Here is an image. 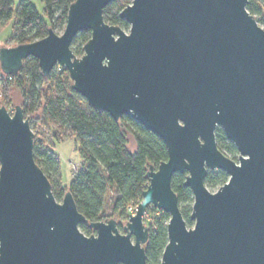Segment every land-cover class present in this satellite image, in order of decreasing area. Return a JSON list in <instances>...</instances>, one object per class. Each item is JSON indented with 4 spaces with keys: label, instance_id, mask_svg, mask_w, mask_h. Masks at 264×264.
Listing matches in <instances>:
<instances>
[{
    "label": "water",
    "instance_id": "obj_1",
    "mask_svg": "<svg viewBox=\"0 0 264 264\" xmlns=\"http://www.w3.org/2000/svg\"><path fill=\"white\" fill-rule=\"evenodd\" d=\"M117 1L76 0L62 34L1 47L0 68L17 75L30 57L43 76L62 66L90 107L133 118L165 142L168 160L149 167L121 233L114 218L90 222L70 191L56 200L24 108L0 106V264H147L150 208L170 216L161 264H264V29L249 0H126L127 31L104 19ZM218 129L237 161L218 148ZM216 171L229 178L213 193L205 180ZM178 173L193 193L192 227L172 188Z\"/></svg>",
    "mask_w": 264,
    "mask_h": 264
},
{
    "label": "trees",
    "instance_id": "obj_2",
    "mask_svg": "<svg viewBox=\"0 0 264 264\" xmlns=\"http://www.w3.org/2000/svg\"><path fill=\"white\" fill-rule=\"evenodd\" d=\"M45 5L46 21L38 13L31 0H21L15 7L14 0H0V31L13 22L8 42L14 46L39 41L48 35L50 28L64 31L70 6L76 0H42ZM130 1H117L104 10L105 21L124 30L129 24L120 18V12ZM247 9L255 18L264 14V0H249ZM91 32L79 33L73 41L72 51L77 57L84 54L83 47L90 40ZM8 81L0 68V83L3 100L8 103L10 87L15 85L21 91L25 118L35 117L40 125L35 136L34 158L52 184L57 201H62L71 192L78 210L90 222L108 221L117 218L123 223L127 209L132 203L142 201L143 192L149 185L147 173L152 165L158 167L168 160L165 142L146 130L130 116L116 121L105 111L89 106L85 98L73 88L65 68H56L43 76L39 61L30 57L24 61L19 74ZM7 108V105H2ZM41 110L39 116L38 111ZM127 134L134 138L136 149L131 151ZM51 139V143L47 138ZM218 148L232 160H237L238 151L221 129L216 131ZM74 140L82 163L67 185L63 180L59 155L54 151L57 144ZM187 174H175L172 188L179 198L182 215L188 227L193 226L190 216L194 204L193 193L184 183ZM228 181L223 171L209 172L205 185L208 189L222 187ZM113 190L109 213L106 198ZM145 218L150 228L149 240L145 246L147 264H161L164 249L168 243L167 225L169 214L150 208ZM80 229L87 236L94 234L88 225ZM119 230L124 233L123 226Z\"/></svg>",
    "mask_w": 264,
    "mask_h": 264
},
{
    "label": "rangeland",
    "instance_id": "obj_3",
    "mask_svg": "<svg viewBox=\"0 0 264 264\" xmlns=\"http://www.w3.org/2000/svg\"><path fill=\"white\" fill-rule=\"evenodd\" d=\"M21 0H14V5L17 7L19 5ZM32 4L35 6L37 9L38 13L40 16H42L46 21H48V18L45 14V5L42 0H31ZM258 21L259 25L264 29V14L262 16H258L256 18ZM13 22L8 23L1 31H0V48L3 46H9L13 47L14 43L8 42V38L10 36V33L12 31V26ZM49 22V21H48ZM127 31V30H126ZM58 34H62L63 31L59 30L56 31ZM9 81V79H7ZM0 83V106L2 105H7L8 110L13 114L15 111V107L17 105H23V102L21 100V91L15 86L12 85L10 87V91L8 94V103L3 100V95L1 93V85ZM38 114L40 116L41 110L38 111ZM36 117V116H35ZM35 117L33 118L32 116L30 117L31 119V128L35 132V134H39L40 130V125L35 121ZM39 137H44V135H38ZM47 137V136H45ZM44 137V138H45ZM48 142L51 143V139L47 138ZM127 140H128V145L130 146V149L132 151L135 150V142L134 138L132 135L127 134ZM54 151L59 155L60 158V163H61V170H62V175H63V180L66 181L67 179H71L74 176V173L76 172L74 170V167L76 170L80 167V163L82 161L81 156L79 155L78 152V145L74 140H68L62 144H57L54 147ZM215 173V172H213ZM229 178V177H228ZM219 189V188H218ZM211 192H216L217 189H209ZM114 193L113 190H109L106 198V209L109 213V208L111 206V198L113 197ZM117 219V218H114ZM118 221H121L117 219ZM126 221V220H125ZM125 221L123 223H125ZM145 221V220H144ZM146 223V222H145ZM122 233V231H120Z\"/></svg>",
    "mask_w": 264,
    "mask_h": 264
},
{
    "label": "built area",
    "instance_id": "obj_4",
    "mask_svg": "<svg viewBox=\"0 0 264 264\" xmlns=\"http://www.w3.org/2000/svg\"><path fill=\"white\" fill-rule=\"evenodd\" d=\"M58 70H61L62 66H57ZM7 79H9V81H12L13 80V76L12 75H7ZM74 170H76V168L74 167ZM140 202L138 203H132L130 204V206L128 207L127 209V217H126V221L128 220L129 216L131 215H135L136 211H137V206ZM147 217V214L145 216V218Z\"/></svg>",
    "mask_w": 264,
    "mask_h": 264
},
{
    "label": "crops",
    "instance_id": "obj_5",
    "mask_svg": "<svg viewBox=\"0 0 264 264\" xmlns=\"http://www.w3.org/2000/svg\"><path fill=\"white\" fill-rule=\"evenodd\" d=\"M62 144V143H61ZM135 149H136V146H135ZM132 151V150H131ZM135 151V150H134ZM80 164L79 165H81V163H82V161L81 162H79ZM62 171V170H61ZM72 179V178H71ZM71 179H67L66 181H64L65 182V184H69L70 183V181H71Z\"/></svg>",
    "mask_w": 264,
    "mask_h": 264
},
{
    "label": "flooded vegetation",
    "instance_id": "obj_6",
    "mask_svg": "<svg viewBox=\"0 0 264 264\" xmlns=\"http://www.w3.org/2000/svg\"><path fill=\"white\" fill-rule=\"evenodd\" d=\"M238 156H239V153L237 154V160H238ZM237 160H234V161H237ZM117 220V219H116ZM118 221V220H117ZM119 222V226L118 227H120V225H122L123 226V224H125L126 223V221H125V223H122L121 221H118Z\"/></svg>",
    "mask_w": 264,
    "mask_h": 264
}]
</instances>
